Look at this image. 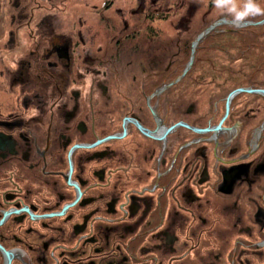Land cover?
<instances>
[{"label": "flooded vegetation", "instance_id": "obj_1", "mask_svg": "<svg viewBox=\"0 0 264 264\" xmlns=\"http://www.w3.org/2000/svg\"><path fill=\"white\" fill-rule=\"evenodd\" d=\"M169 9L0 31V264H264V14Z\"/></svg>", "mask_w": 264, "mask_h": 264}, {"label": "rangeland", "instance_id": "obj_2", "mask_svg": "<svg viewBox=\"0 0 264 264\" xmlns=\"http://www.w3.org/2000/svg\"><path fill=\"white\" fill-rule=\"evenodd\" d=\"M109 1L111 3L108 4ZM184 2L185 8H179L178 11L175 5L178 0H0V31H11L18 35L20 33L25 37V46L31 49L36 48L35 41L46 38L44 36L42 38L39 34L35 36V32L46 29L44 24L37 29L35 21L48 10L46 13H52L46 14L52 17L51 24H48L54 28V33L66 36L83 33L85 37L93 33L109 31L99 23L101 19L99 17L112 16L111 21H114V18L120 17L128 20L132 17L138 18L153 11L155 12L153 14L166 15L169 5H172L169 9L170 13L174 10L175 15L184 12L186 15L196 17L225 15L224 12H231L233 16L256 15L260 12L264 14V9L257 11L250 7L252 5L249 0H218V3L215 0H184ZM189 2L193 4L189 6ZM28 15L32 16L28 18ZM12 56V50L0 53V102H5L9 95L2 70L11 63Z\"/></svg>", "mask_w": 264, "mask_h": 264}, {"label": "water", "instance_id": "obj_3", "mask_svg": "<svg viewBox=\"0 0 264 264\" xmlns=\"http://www.w3.org/2000/svg\"><path fill=\"white\" fill-rule=\"evenodd\" d=\"M208 28L204 29V31H206ZM247 90H251V89H247ZM262 92H264V89L260 90Z\"/></svg>", "mask_w": 264, "mask_h": 264}, {"label": "clouds", "instance_id": "obj_4", "mask_svg": "<svg viewBox=\"0 0 264 264\" xmlns=\"http://www.w3.org/2000/svg\"><path fill=\"white\" fill-rule=\"evenodd\" d=\"M257 11H259V9H257Z\"/></svg>", "mask_w": 264, "mask_h": 264}]
</instances>
